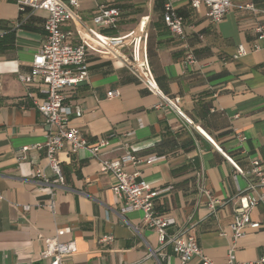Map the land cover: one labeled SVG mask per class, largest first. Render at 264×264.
<instances>
[{
    "label": "crops",
    "instance_id": "0c3cea01",
    "mask_svg": "<svg viewBox=\"0 0 264 264\" xmlns=\"http://www.w3.org/2000/svg\"><path fill=\"white\" fill-rule=\"evenodd\" d=\"M168 1L185 20V40L164 22ZM252 2L256 12L246 8L249 1L235 0L223 21L214 23L206 7L194 9L188 0H79L77 11L87 28L102 36L123 37L144 29L159 89L181 100L180 109L192 125L150 93L109 50L92 43L87 48L88 80L65 91L67 104L82 112L73 124L86 140L95 144L109 139L101 159L136 156L141 162L126 170L161 192L155 200L158 214L174 218L175 230L188 228L218 264L227 262L233 245L238 263L264 257L263 203L251 212L260 228H248L236 243L231 231L237 210L247 203L243 193L248 185L234 165L245 170L258 159L264 167V41L256 33L264 25V0ZM100 5L120 11L116 27L93 24ZM46 18L44 11L21 13L17 0H0V39L15 34L12 45L0 43V264H45L41 254L50 238L76 243L77 253L64 264H182L171 246H161L157 233L143 226L142 212L121 214L114 177L101 172L100 162L86 150L73 153L66 145L59 152L63 187L55 194V211L48 207L51 194L35 173L42 170L54 179L44 147L49 128L33 105V100L45 99L46 88L26 86L19 79L30 72L46 42ZM31 19L39 31L17 26ZM62 29L71 33V44L83 42L79 26L66 23ZM186 45L196 56L194 67L182 63ZM239 46L248 54L235 60ZM111 92L119 95L109 98ZM25 147L26 159L19 160ZM152 157L158 160L146 163ZM206 192L221 202L216 211ZM108 236L112 242L103 243Z\"/></svg>",
    "mask_w": 264,
    "mask_h": 264
},
{
    "label": "built area",
    "instance_id": "2783aa9c",
    "mask_svg": "<svg viewBox=\"0 0 264 264\" xmlns=\"http://www.w3.org/2000/svg\"><path fill=\"white\" fill-rule=\"evenodd\" d=\"M192 8L199 9L206 7L207 16L214 23H220L226 14L233 7L235 0H188ZM248 10L256 12L252 0H247ZM21 13L44 11L47 13L45 21V31L47 39L38 54L35 55L29 73L21 74L20 81L30 86L42 84L46 90L45 99L41 102L33 100L34 108L45 118L49 128L46 136V160L50 167L54 179L46 176L42 170H37L35 177L48 187L51 198L48 207L55 211V194L63 187V173L58 154L66 145L71 147L73 153L86 150L91 157L101 164V172L111 174L115 179L112 188L113 192L122 200L121 214L139 211L143 214V226L153 230L159 237L161 246H171L174 254L178 256L182 264H187L194 258H198L200 264H218L207 257L195 235L188 229L175 230L176 220L168 216L158 214L155 207V200L161 194L160 191L153 190L144 180L137 181L139 173L133 175L126 170L129 164L137 165L141 161L133 154H127L118 160L101 159L102 151L110 145L108 138H100L95 144H90L83 136L81 130L73 124V117L80 118L82 112L67 104L66 89L73 88L86 82L89 78V63L87 48L89 43L95 44L103 49L109 50L115 60L127 68L135 78L152 94L159 96L164 104L172 108L188 124L192 122L180 109L179 98L170 99L163 95L162 91L153 76L151 66L145 50L144 29H140L138 34L131 33L123 37H105L94 29L87 28L86 22L78 13L79 0H17ZM120 11L116 8H108L100 5L98 12L93 18V24L99 28L116 27ZM164 22L172 34L185 40V20L172 3L165 4ZM66 23H74L83 31V42L73 45L69 42L70 32L64 31L62 26ZM22 26V23L17 25ZM259 41H264V25L256 28ZM258 50L259 47L256 46ZM129 50V53L125 52ZM184 67H194L197 59L189 46L185 47ZM248 50L244 46H239L234 59L238 60L247 56ZM118 92L108 94L109 98L118 96ZM40 148L41 146H36ZM29 148L22 149L19 160H25ZM158 158L152 157L146 163L152 164ZM238 175L246 178L248 185L246 191V205H243L236 212L234 222L231 225L233 240H238L246 236L248 228L258 229L260 224L253 222L251 212L259 204H264V167L258 159L252 160L245 170L234 165ZM261 190L258 197H249L250 193ZM209 196V206L216 211L221 202ZM29 206L24 209L29 210ZM113 237L103 238V243H111ZM78 251L75 242L63 243L58 238L46 240V247L41 254V259L45 264H64L65 260ZM225 264H241L236 259V246L233 245L228 252V260ZM249 264H264V257L259 261Z\"/></svg>",
    "mask_w": 264,
    "mask_h": 264
},
{
    "label": "trees",
    "instance_id": "16d2710c",
    "mask_svg": "<svg viewBox=\"0 0 264 264\" xmlns=\"http://www.w3.org/2000/svg\"><path fill=\"white\" fill-rule=\"evenodd\" d=\"M32 22H33L32 19L29 20L27 22V24H23L21 26V28L23 30H27V31H39L38 29L33 28L31 26ZM4 40H6L7 42H9V45H12L14 43V40H15V34L13 32H10L9 34H6L5 36H3V39H0V43L3 42ZM19 102H20V104L24 103L22 100H20Z\"/></svg>",
    "mask_w": 264,
    "mask_h": 264
}]
</instances>
